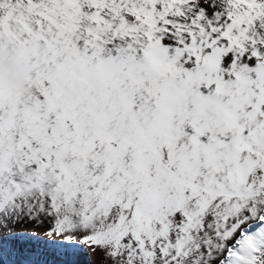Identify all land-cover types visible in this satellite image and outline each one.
<instances>
[{
  "label": "snow or ice",
  "instance_id": "snow-or-ice-1",
  "mask_svg": "<svg viewBox=\"0 0 264 264\" xmlns=\"http://www.w3.org/2000/svg\"><path fill=\"white\" fill-rule=\"evenodd\" d=\"M0 264H264V0H0Z\"/></svg>",
  "mask_w": 264,
  "mask_h": 264
},
{
  "label": "clouds",
  "instance_id": "clouds-1",
  "mask_svg": "<svg viewBox=\"0 0 264 264\" xmlns=\"http://www.w3.org/2000/svg\"><path fill=\"white\" fill-rule=\"evenodd\" d=\"M0 62L5 67L6 75L18 84L22 92L31 91V85L28 82L30 69L26 63L22 64L16 59L15 52L6 50Z\"/></svg>",
  "mask_w": 264,
  "mask_h": 264
},
{
  "label": "bare ground",
  "instance_id": "bare-ground-1",
  "mask_svg": "<svg viewBox=\"0 0 264 264\" xmlns=\"http://www.w3.org/2000/svg\"><path fill=\"white\" fill-rule=\"evenodd\" d=\"M98 254H99V252H97V253H95V254H88V256H89V264H94V262H95V258H96V260L98 259V258H97V257H98ZM23 255L25 256L26 259H30V258H32V259H34V260H38V259H40V258H43V257L45 258V257H46V258H48V259L45 258V260H50L49 257H47V256H40V257H37V256H31V255H28V254H23ZM23 255H19V256H15V255H13V256L8 257V259H9L11 262H14V264H20ZM51 259H53V257H52ZM84 260H85V258H84ZM99 260H100V259H99ZM83 264H88V263H87L86 261H84Z\"/></svg>",
  "mask_w": 264,
  "mask_h": 264
},
{
  "label": "rangeland",
  "instance_id": "rangeland-1",
  "mask_svg": "<svg viewBox=\"0 0 264 264\" xmlns=\"http://www.w3.org/2000/svg\"><path fill=\"white\" fill-rule=\"evenodd\" d=\"M45 258H46V257H45ZM45 258L43 257V258H40V259H38V260H34V259H32V258H30V259H26L25 256L23 255L20 264H30V262H33V261H44ZM51 258H52V257H49V259H51ZM84 258H85V260H84ZM97 258H98L97 260H96V258H95V262H94V264H102V261H103V255H102L101 253H99ZM46 259H48V258H46ZM99 259H100V260H99ZM78 260H79V264H83L84 261H86V262L89 264V256H88L87 253L84 254V255H81V256L78 258Z\"/></svg>",
  "mask_w": 264,
  "mask_h": 264
}]
</instances>
